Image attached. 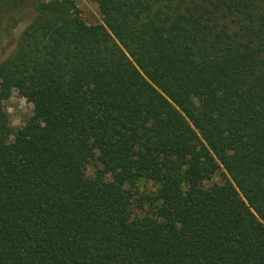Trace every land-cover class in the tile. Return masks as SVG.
Segmentation results:
<instances>
[{"label":"trees","instance_id":"1","mask_svg":"<svg viewBox=\"0 0 264 264\" xmlns=\"http://www.w3.org/2000/svg\"><path fill=\"white\" fill-rule=\"evenodd\" d=\"M92 1L0 63V264H264V0Z\"/></svg>","mask_w":264,"mask_h":264},{"label":"rangeland","instance_id":"2","mask_svg":"<svg viewBox=\"0 0 264 264\" xmlns=\"http://www.w3.org/2000/svg\"><path fill=\"white\" fill-rule=\"evenodd\" d=\"M39 1L48 2L51 0H25L19 6L0 8V63L15 50L22 32L35 17V5ZM73 1L81 11L87 24H103L102 15L95 2L92 0ZM6 108L14 129L22 127L33 113V106L22 98L18 92L13 93L11 99L6 103ZM95 169L96 167L90 166L88 173L93 174ZM219 180L220 178L217 181ZM141 186L142 188L147 187V191L154 190L151 184L145 186L144 183Z\"/></svg>","mask_w":264,"mask_h":264}]
</instances>
